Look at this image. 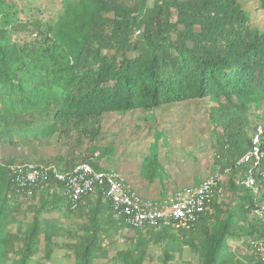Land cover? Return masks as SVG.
I'll return each instance as SVG.
<instances>
[{"label":"trees","instance_id":"1","mask_svg":"<svg viewBox=\"0 0 264 264\" xmlns=\"http://www.w3.org/2000/svg\"><path fill=\"white\" fill-rule=\"evenodd\" d=\"M35 26V37L30 31L20 33L25 28L19 23L0 26V140L77 136L93 141L107 115L153 112L208 99L211 148L220 154L210 175L229 171L222 184L236 202L217 204L213 194L207 203L211 211L193 225V231L203 230L198 264H223L221 256L231 238L258 255L257 244L264 243V215L250 222L248 218L264 211V203L256 196L260 189L247 188L243 182L251 176L255 185L263 183L264 155L256 166L236 163L251 150L257 128H264V31L250 25L238 0H154L151 6L149 0H66L54 21ZM259 108L262 117L247 116ZM261 137L264 153V134ZM90 157L80 163L96 171L112 170L91 164ZM154 157L157 165L150 169L149 183L163 186L170 178L169 165L160 169L158 155ZM13 164L23 163L0 167V264L10 254L19 255L14 264H29L41 234L43 257H51L57 228L41 219L59 204L80 221L78 243L65 246L78 258L74 264H94L103 253L99 245L112 228H126L138 236L154 229H129L100 192L84 197L73 211L63 185L52 179L30 194L17 193L8 170ZM53 166L59 172L73 168ZM173 192L162 189L159 198ZM36 193L39 206L25 232L6 230L8 222H15L11 212L18 211L16 199H35ZM159 228L164 234L172 230ZM138 241L129 245L122 264H142L144 251L139 248L146 238ZM20 242L16 253L14 246Z\"/></svg>","mask_w":264,"mask_h":264},{"label":"rangeland","instance_id":"2","mask_svg":"<svg viewBox=\"0 0 264 264\" xmlns=\"http://www.w3.org/2000/svg\"><path fill=\"white\" fill-rule=\"evenodd\" d=\"M153 1L149 0V6ZM65 2L66 0H0V26L9 27L19 23L20 26H24L23 29L25 28V30L20 28V33L30 31L31 36L35 37V25L42 26L54 21L62 12ZM238 2L249 15L250 25L264 31V0H238ZM211 106L208 99L191 100L162 106L153 112L138 110L123 115H107L100 125V134L93 141H89L87 137L71 136L60 140L52 137L38 141L33 139L22 141L14 138L13 143H10L3 138L0 140V167L11 163H34L56 165L67 169L79 164L84 157H90V151L95 148L94 156L88 161L99 168L131 166L136 171L138 168L140 177L149 182L150 169L156 168L157 165L154 157L156 153L161 167L158 168L162 169L166 163L169 165L167 173L186 171L190 177L188 183H192V179L196 178L200 181L213 172L214 158L218 157L219 160L220 156V154L215 155L211 148L212 126L209 120ZM253 113L256 116H263L261 108L251 109L247 116L250 117ZM167 173L165 172V175ZM256 188L260 189L257 198L264 203V181L260 185H255L254 189ZM37 194L35 199L29 198L30 196L16 199L17 203L13 205L18 206V211L11 212L15 222H12L13 220L8 222L6 230L15 232L16 228H19L25 232L33 220L34 209L39 206ZM213 199L215 203L224 206L227 203L234 205L236 202L235 197L224 184L214 193ZM207 209L211 211L210 206ZM72 214H67L63 210V204H59L51 212L42 214L41 220L57 228V234L52 237L55 247L51 257L45 260L43 257L45 242L41 234L38 252L29 264L78 262V258L73 257L75 255L73 250L65 247L67 244L78 243L81 235L78 230L80 221L76 220L75 213ZM255 216L261 218L257 212H253L248 221H254ZM210 225L211 227L214 225L212 221ZM192 231L193 229L179 228L164 234L159 228L153 229L150 234L141 231L138 236L137 232L126 228H112L100 243L103 253L102 256L101 254L98 256L94 264H122L123 254L128 250L129 245H138V240L141 238H146V243L139 248L140 252L144 251L142 264H198L202 244L200 237L203 230ZM160 234L163 238H159ZM242 242L235 238L226 241L227 251L221 256L223 264H255V261H264V254L259 249L258 255H254ZM21 246V242L16 244L13 251L17 253ZM166 254L170 257L168 260ZM18 257L19 255L10 254L4 264H14L13 261Z\"/></svg>","mask_w":264,"mask_h":264},{"label":"built area","instance_id":"3","mask_svg":"<svg viewBox=\"0 0 264 264\" xmlns=\"http://www.w3.org/2000/svg\"><path fill=\"white\" fill-rule=\"evenodd\" d=\"M264 128L258 127L252 141V148L236 163V167L258 164L264 153L261 151V135ZM17 193L37 188L43 182L53 181L63 185L64 196L76 210L86 196L102 193L116 216L131 230H142L160 226L171 229H190L207 212V203L212 195L221 189L224 174L209 175L198 185L177 190L166 199H145L133 190L115 170L96 171L90 165L80 163L68 172H59L53 165L34 163L13 164L8 167ZM243 185L254 190L255 182L250 176ZM257 191V189H256ZM261 217L262 210L256 211ZM253 244V243H252ZM264 254V243L257 244Z\"/></svg>","mask_w":264,"mask_h":264},{"label":"crops","instance_id":"4","mask_svg":"<svg viewBox=\"0 0 264 264\" xmlns=\"http://www.w3.org/2000/svg\"><path fill=\"white\" fill-rule=\"evenodd\" d=\"M102 168V167H101ZM137 168V167H136ZM102 169H112L117 171L120 176L128 183V185L135 190L141 197L145 199H155L160 197V191L162 189L172 190H180L185 187H189L192 185H196L198 182L201 183L203 180L192 179V183H188L189 176L188 172H182L175 174H170V178L165 180L163 186L158 182H151V184L140 177V170L137 171L135 168L131 166L123 167H111V168H102ZM188 173V174H187ZM205 179V178H204ZM191 181V180H190ZM142 192V193H141Z\"/></svg>","mask_w":264,"mask_h":264},{"label":"clouds","instance_id":"5","mask_svg":"<svg viewBox=\"0 0 264 264\" xmlns=\"http://www.w3.org/2000/svg\"><path fill=\"white\" fill-rule=\"evenodd\" d=\"M172 194V193H171ZM170 195V194H169ZM207 211H208V209H207ZM147 229V228H146ZM154 229H157V227L156 228H154ZM171 229V228H170ZM181 229V228H180ZM190 229H192V228H190ZM143 230V229H142ZM173 230V229H172Z\"/></svg>","mask_w":264,"mask_h":264}]
</instances>
